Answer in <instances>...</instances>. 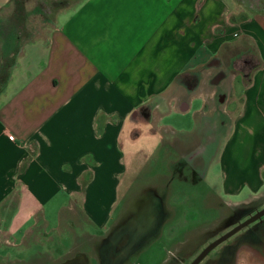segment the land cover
<instances>
[{"label": "crops", "instance_id": "1", "mask_svg": "<svg viewBox=\"0 0 264 264\" xmlns=\"http://www.w3.org/2000/svg\"><path fill=\"white\" fill-rule=\"evenodd\" d=\"M258 1L82 0L43 34L40 10L0 0V261L71 259L74 234L97 238L85 264H135L174 221L163 264L193 261L264 209ZM142 173L147 207L130 199ZM199 264H264V215Z\"/></svg>", "mask_w": 264, "mask_h": 264}, {"label": "rangeland", "instance_id": "2", "mask_svg": "<svg viewBox=\"0 0 264 264\" xmlns=\"http://www.w3.org/2000/svg\"><path fill=\"white\" fill-rule=\"evenodd\" d=\"M80 1H82V0H26L25 5H24V9L26 11H29V12L32 11L33 12V11L40 10V12L38 13L39 16H37V17L34 16V18H31L33 20L30 19L31 21L30 20L28 21L27 26L39 28V30H41V32L44 34L45 31H47L49 29V27L51 26L52 18L55 17L56 14L60 13L61 11L67 10L69 8H73ZM252 1H253L252 4H253L254 8H258L261 5L259 3L260 1H258V0H252ZM135 177H136V179H135V182L133 184V189H132L133 191H132V194L130 195L131 202H134V201L140 202L138 204L139 207H141L143 205H145L147 207L151 204L150 203L151 197H149L150 194L149 195L145 194V197H141V195L139 193L143 190L144 187H146L151 182L148 180V176L146 175V173L136 174ZM129 181L127 178H125V183H127ZM159 185L161 186V183H159ZM123 186L124 185H122L120 187L121 193L125 192V190H122ZM201 187H203V185H201ZM123 197L124 196H121L120 198H123ZM142 198H144L146 200L145 201L146 204L143 201H141ZM131 206H134V205H131ZM120 209H121V206L118 209V211L114 214L113 218L112 219L110 218L108 220L109 224L111 222H113L114 219L116 221L118 219H120V217H121L120 216L121 215ZM176 224H177L176 221L171 222L169 224V227L165 228V235L159 241H155L151 245V248L148 251H146V253H143L139 259L136 260L135 264H163L164 259L166 258L165 260H167L169 258L168 254H170V253L169 252L167 253V250L171 247V245L173 243L172 241L170 242V240H171L169 238L170 236H168L166 234L168 233L167 231L170 230L171 227H173L175 229ZM111 225H109L108 229L104 232V234L101 238V240H104L105 242L107 241V243H110L111 238H112L111 236H112L113 227ZM44 227H45V225L42 223L39 225V229L36 232V234H39V235L34 237L35 243L38 241L41 244L48 242V239H47L48 234H46L47 232H46ZM74 231L75 230H73L72 233ZM123 231H125V230H123ZM90 232H92V230L89 229V233ZM94 232H96V231H94ZM94 232H93V234H98V233H94ZM119 232H120V237H121L120 239L122 240L124 237L126 240V233H121L122 229H119ZM216 238H218V237H215V239ZM57 239L59 240L58 237H56V240ZM85 239H87L88 241L90 240L89 242H91V241L93 242V241L97 240V238H95V237L90 238L89 236L88 237L83 236L80 239L79 237H77L76 235L73 234L70 241L66 242V246H65L66 248L72 247L71 254H69V255L67 254L68 256L72 257L71 259L66 258V259L51 260V259H47L46 255L43 254V255H41L40 260L30 259L27 261V264H85L86 263L85 259H83V258L79 259L80 256L84 257V258H86L87 256H91L90 253H86L85 251H83L85 248ZM80 240H82V241H80ZM125 240H122V241H125ZM215 249H216V247L210 253L215 251ZM109 253L110 252H108L107 255ZM114 256H115V252H111L107 257H109V259H110V258H114ZM181 262H183V264H190L192 262V260L180 261L178 259L172 258V260L169 261V264H181ZM0 264H19V262L15 261V260H2V261H0Z\"/></svg>", "mask_w": 264, "mask_h": 264}, {"label": "trees", "instance_id": "3", "mask_svg": "<svg viewBox=\"0 0 264 264\" xmlns=\"http://www.w3.org/2000/svg\"><path fill=\"white\" fill-rule=\"evenodd\" d=\"M260 66V61L252 53H245L236 59L233 63V69L244 75L246 81H249L252 71ZM137 116V115H136Z\"/></svg>", "mask_w": 264, "mask_h": 264}, {"label": "water", "instance_id": "4", "mask_svg": "<svg viewBox=\"0 0 264 264\" xmlns=\"http://www.w3.org/2000/svg\"><path fill=\"white\" fill-rule=\"evenodd\" d=\"M264 215V209L261 210L260 212L256 213L254 216L250 217L248 220H246L244 223L238 225L237 227H235L234 229H232L231 231H229L228 233H226L225 235L221 236L220 238H218L217 240H215L214 242L210 243L207 247H205L200 254L190 263V264H199V262L205 257L207 256L215 247H217L220 243H222L223 241H225L228 237H230L231 235H233L235 232H237L238 230H240L242 227L246 226L247 224H249L250 222L256 220L257 218H259L260 216Z\"/></svg>", "mask_w": 264, "mask_h": 264}, {"label": "clouds", "instance_id": "5", "mask_svg": "<svg viewBox=\"0 0 264 264\" xmlns=\"http://www.w3.org/2000/svg\"><path fill=\"white\" fill-rule=\"evenodd\" d=\"M146 127H148V128H151V125H150V124H148V125H146Z\"/></svg>", "mask_w": 264, "mask_h": 264}, {"label": "built area", "instance_id": "6", "mask_svg": "<svg viewBox=\"0 0 264 264\" xmlns=\"http://www.w3.org/2000/svg\"><path fill=\"white\" fill-rule=\"evenodd\" d=\"M11 138V137H10Z\"/></svg>", "mask_w": 264, "mask_h": 264}]
</instances>
